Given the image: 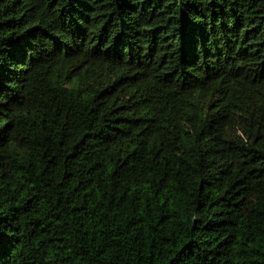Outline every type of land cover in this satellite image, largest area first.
<instances>
[{
	"label": "trees",
	"instance_id": "obj_1",
	"mask_svg": "<svg viewBox=\"0 0 264 264\" xmlns=\"http://www.w3.org/2000/svg\"><path fill=\"white\" fill-rule=\"evenodd\" d=\"M0 264H264V0H0Z\"/></svg>",
	"mask_w": 264,
	"mask_h": 264
}]
</instances>
